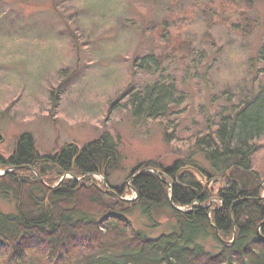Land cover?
<instances>
[{"label":"rangeland","instance_id":"obj_1","mask_svg":"<svg viewBox=\"0 0 264 264\" xmlns=\"http://www.w3.org/2000/svg\"><path fill=\"white\" fill-rule=\"evenodd\" d=\"M147 54L159 56L160 69L135 66ZM160 78L185 104L164 119L135 117L127 93ZM262 87L264 0H0L3 157L24 133L44 156L110 135L121 156L110 185H131L147 162L191 159L210 171L194 134L231 99ZM257 144L254 169L264 179V137ZM131 191L126 199L135 200ZM15 209L0 198L1 213ZM130 219L151 238L174 226L166 211L154 228L140 212ZM205 247L219 245L209 238Z\"/></svg>","mask_w":264,"mask_h":264},{"label":"trees","instance_id":"obj_2","mask_svg":"<svg viewBox=\"0 0 264 264\" xmlns=\"http://www.w3.org/2000/svg\"><path fill=\"white\" fill-rule=\"evenodd\" d=\"M158 57L135 66L158 70ZM161 78L127 93L135 117L164 119L185 104ZM263 137L264 87L231 99L194 134L210 171L191 159L147 162L130 174L131 185L117 187L110 180L121 156L110 135L44 156L24 133L11 156H0V198L16 206L0 212V264H264V179L253 161ZM130 191L135 200L126 199ZM165 211L174 226L156 238L130 219L140 212L154 228ZM209 238L217 252L206 249Z\"/></svg>","mask_w":264,"mask_h":264},{"label":"water","instance_id":"obj_3","mask_svg":"<svg viewBox=\"0 0 264 264\" xmlns=\"http://www.w3.org/2000/svg\"><path fill=\"white\" fill-rule=\"evenodd\" d=\"M27 168H28V167H27ZM144 171H145V170H144ZM144 171H141V172H144ZM141 172H139L138 174H140ZM155 173L158 174V171H155ZM138 174H137V175H138ZM137 175H135V176L133 177V179H135ZM67 177H69V175H68ZM133 179H132V180H133ZM105 185L108 186L106 182H105ZM217 236L220 238L219 234H217Z\"/></svg>","mask_w":264,"mask_h":264}]
</instances>
